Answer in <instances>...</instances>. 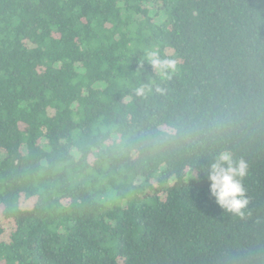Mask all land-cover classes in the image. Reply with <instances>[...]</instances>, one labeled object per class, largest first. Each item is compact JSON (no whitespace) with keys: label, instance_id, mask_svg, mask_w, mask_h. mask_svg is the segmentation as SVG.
<instances>
[{"label":"trees","instance_id":"16d2710c","mask_svg":"<svg viewBox=\"0 0 264 264\" xmlns=\"http://www.w3.org/2000/svg\"><path fill=\"white\" fill-rule=\"evenodd\" d=\"M0 264H264V0H0Z\"/></svg>","mask_w":264,"mask_h":264},{"label":"clouds","instance_id":"9594fccd","mask_svg":"<svg viewBox=\"0 0 264 264\" xmlns=\"http://www.w3.org/2000/svg\"><path fill=\"white\" fill-rule=\"evenodd\" d=\"M148 59L161 78L167 79V73L174 68L172 63L161 60L156 53H150ZM141 91L142 89L137 90L138 93ZM247 170V161L235 160L228 152L219 153L206 170L210 194L224 212L234 216H244L249 203L243 187Z\"/></svg>","mask_w":264,"mask_h":264}]
</instances>
